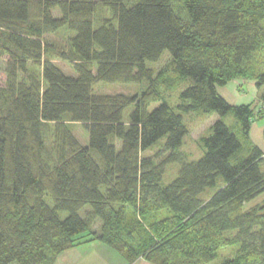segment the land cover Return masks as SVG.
I'll use <instances>...</instances> for the list:
<instances>
[{
	"label": "trees",
	"instance_id": "16d2710c",
	"mask_svg": "<svg viewBox=\"0 0 264 264\" xmlns=\"http://www.w3.org/2000/svg\"><path fill=\"white\" fill-rule=\"evenodd\" d=\"M129 1L105 0L114 17L95 25V0H0V57L8 55L14 74L0 88V264H49L94 240L128 264H209L230 243L237 253L221 264H264V198L254 201L264 193V150L249 135L261 110L218 90L236 78L264 86V54L256 55L264 0H180L182 11L175 0ZM62 26L76 32L68 49L42 36L43 27ZM166 50L175 73L191 79L177 107L146 65ZM46 52L73 62L78 75L47 59L45 86L31 74L15 80ZM145 80L149 87L132 95L92 90L97 81ZM153 101L162 102L150 110ZM192 110L221 116L195 160L176 152L188 132L182 112ZM230 112L235 128L223 119ZM65 114L83 123L88 145L61 121ZM162 140L159 154L145 153ZM166 151L181 164L169 184L157 161ZM136 206L139 213L129 209Z\"/></svg>",
	"mask_w": 264,
	"mask_h": 264
},
{
	"label": "rangeland",
	"instance_id": "374dc122",
	"mask_svg": "<svg viewBox=\"0 0 264 264\" xmlns=\"http://www.w3.org/2000/svg\"><path fill=\"white\" fill-rule=\"evenodd\" d=\"M96 7L93 13L94 23L95 25L101 24L105 19L114 17L111 8L106 4L105 0H95ZM180 0H175L174 4L177 10L182 11V5L179 2ZM132 0L129 1L131 3ZM58 14V11H55ZM183 13V12H182ZM116 23V22H115ZM76 35V32L70 29L68 26H62L58 29L51 30L47 28H42V36L45 41L49 42L52 47L56 48H65L68 49L72 46V38ZM264 54V47L260 50L256 55L258 57ZM171 54L168 50L164 52L161 58L157 61H147L146 65L154 71V77L160 90L163 94L164 99H166L172 106L177 107V105L181 102L180 92L191 83L190 78H182L175 73L173 70V65L171 64ZM49 59L54 64L58 65L61 70H63L68 75L77 76V70L73 62L60 58L52 52H46L43 55L41 61H35L33 59H29L27 62V72L18 71L16 74L15 80L17 82H25L28 80V74L33 75L37 79L41 81L42 86H45L47 82L45 81L43 70H44V61ZM12 62L9 59L7 54H3L0 57V88L7 89L9 87L10 80L13 81V73L11 71ZM242 79V78H240ZM239 81L232 80L228 83L227 88L230 89L231 93H227L226 87L221 86L222 93L226 95L228 101L232 104H241V103H253L257 106V111H259L260 107L263 105V101L261 100V95L264 94V86L259 88L256 85V82L249 79H242L241 85L238 84ZM149 87V82L147 80L135 83V82H107V81H97L93 83L92 90L96 94H116V93H125V94H135L140 93L144 89ZM219 87V86H218ZM220 87V88H221ZM230 87L234 88L231 89ZM221 93V92H220ZM226 93V94H225ZM162 101H153L149 105V109L152 110L159 106ZM134 105L128 107L125 111V118L127 119L133 110ZM184 123L188 127V132L184 136L182 144L177 148L176 152H180L184 154L189 160H195L200 158L204 154V147L201 143V138L203 135H208L211 133L212 124L220 118V114L217 111H203V110H192L188 112H182ZM223 119L227 124L233 126L234 128L237 125L238 120L236 116L230 112L227 115L223 116ZM70 130L74 133L77 139L83 145L89 144V132L85 128L82 122L74 121L68 114L63 116L61 120ZM264 123V121H263ZM262 123L258 125L261 126ZM52 127H56V123H52ZM261 135L259 133L258 137ZM53 140L47 141V146L51 148V154L53 152V147L51 146ZM163 140L158 144L152 146L150 149L146 150L145 153L149 155L159 154L160 149H162ZM169 155V151L161 153L157 156V161H164V175H163V183L169 184L171 181L175 179L178 174L180 168V162L178 161H169L166 158ZM223 183V177H221L218 181V185L216 187H210L207 189V193L203 196L209 195L212 191L217 189ZM264 198V193L260 195L254 201H261ZM47 200L52 203L50 196H47ZM129 209H134L136 213H139V207H131ZM68 215L67 211H60V216L65 218ZM161 216V215H160ZM159 217V216H158ZM229 236L233 235L232 232H226ZM91 242V241H90ZM86 243H80L78 245H74L73 247H81ZM239 245L236 243H230L226 246H223L219 251L218 255L209 262V264H221L228 258L234 257L237 253ZM58 255L53 258L51 263L56 264V259ZM125 258L115 250L114 254V264H120L125 262Z\"/></svg>",
	"mask_w": 264,
	"mask_h": 264
},
{
	"label": "crops",
	"instance_id": "0c3cea01",
	"mask_svg": "<svg viewBox=\"0 0 264 264\" xmlns=\"http://www.w3.org/2000/svg\"><path fill=\"white\" fill-rule=\"evenodd\" d=\"M234 80L239 81L238 84L241 85L242 79L236 78ZM226 85L221 86H225L227 93H231L230 89H228ZM221 86L218 87V90L227 99L228 97L221 91V89H223ZM230 88L234 89L232 87ZM259 110H261V114L252 121L249 135L250 142L254 145H258L264 150V104L262 105V107H260ZM259 123H262L261 126L258 125ZM259 133H261V135L258 137ZM114 254V249L98 240H94L81 247H71L63 251L58 255L56 264H114ZM120 264H128V262L125 260L124 263ZM132 264L153 263L149 262L145 258H139Z\"/></svg>",
	"mask_w": 264,
	"mask_h": 264
}]
</instances>
